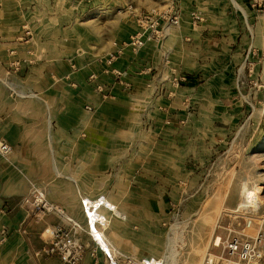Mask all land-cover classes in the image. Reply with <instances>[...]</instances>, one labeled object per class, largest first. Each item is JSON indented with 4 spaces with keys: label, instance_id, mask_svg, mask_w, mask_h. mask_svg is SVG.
I'll list each match as a JSON object with an SVG mask.
<instances>
[{
    "label": "crops",
    "instance_id": "0c3cea01",
    "mask_svg": "<svg viewBox=\"0 0 264 264\" xmlns=\"http://www.w3.org/2000/svg\"><path fill=\"white\" fill-rule=\"evenodd\" d=\"M156 2V14L178 11L180 25L170 29L162 40L148 42L137 53L125 48L111 67L106 60L115 50L114 44H120L107 43L108 33L90 34L93 42L84 45L86 49H78L77 40L61 38L33 41L37 49L32 51L26 50L24 44L14 45L11 58L20 63L22 79L35 85L29 87L25 98L36 99L38 108L30 113L29 105L23 104L19 119L9 108V120L0 123V141L13 148L8 161L0 155V264H62L57 258H44L37 253L48 240L49 231L57 226L68 227L69 223L57 214L37 222L33 210L23 203L33 188L45 190L50 202L86 228L81 200L103 195L113 203L110 195L94 192L109 188L113 161L128 156L131 146L150 147L147 155L151 159L158 154L155 152H161L167 165L161 183L173 188L174 155L194 162L189 165L190 170L184 171L189 174L231 139L238 121L237 114H231L237 105L228 101L234 93L231 69L239 55L235 48L239 20L248 19L246 1ZM192 14L203 21L194 25ZM134 24L132 30L140 31L139 24ZM112 70L122 73V77L117 78ZM222 80H228L226 87ZM101 84L106 85L110 101L100 95ZM222 94L227 98L223 99ZM215 96L219 99L215 100ZM87 106L96 110L89 112ZM157 133L165 138L158 141ZM152 136L154 144L161 143L157 151L146 144ZM133 155L129 154L130 158ZM67 164L68 177L63 172ZM149 169L140 172L144 178H136L129 190H141L137 183L151 185L154 191L159 188L157 173ZM125 187L113 185L116 190ZM124 199L125 195L113 199L118 212ZM131 201L140 202V198L134 193ZM105 213L111 217V225L102 237L113 260L125 264L117 256L128 253L115 243L124 235L115 232L117 226L113 222L127 218L121 220ZM215 234L211 233L208 241L210 251ZM83 238L86 249L78 264H110L88 234ZM140 239L135 235L128 239V243L133 242V255H137Z\"/></svg>",
    "mask_w": 264,
    "mask_h": 264
},
{
    "label": "rangeland",
    "instance_id": "374dc122",
    "mask_svg": "<svg viewBox=\"0 0 264 264\" xmlns=\"http://www.w3.org/2000/svg\"><path fill=\"white\" fill-rule=\"evenodd\" d=\"M245 1L248 19L239 20L235 46L239 55L232 65L230 81L234 93L228 100L237 105L231 114H237L238 121L228 143L189 174L184 171L190 170L188 167L194 162L174 155L173 188L162 184V171L167 165L161 152H155L158 154L151 159L147 155L150 147L133 145L127 150L128 156L122 155L113 161L109 188L94 192L105 193L114 200L125 195L119 212L127 219L113 222L117 226L115 232L124 235L115 243L128 253L117 256L125 264L132 259L140 261L149 257L164 264H204L210 251L208 241L214 232L222 238V243L229 237L251 241L259 238L264 256V13L262 0ZM156 5V0H0V123L9 120V108L13 109L15 119L21 118L23 104L29 105L30 113L38 108L36 99L25 98L29 96V87L35 85L22 79L20 63L11 58L14 45L24 44L28 47L26 50L32 51L37 49L33 41L61 38L77 40V48L86 49L84 45L93 42L90 34L97 31L100 35L109 34L107 43L122 45L137 33L131 26L134 28L139 14L156 12L153 7ZM126 37L129 38L123 42L117 41ZM227 82L222 80L221 84L226 87ZM101 86L100 95L110 101L106 85ZM221 97L227 98L225 94ZM156 135L158 141L165 138L163 134ZM149 139L146 144L154 147V151L161 148V143L154 144L153 136ZM10 156L2 159L8 161ZM150 167L157 173L159 188L154 191L151 185L137 183L141 190H129L136 178H144L140 172ZM63 172L69 176L68 164ZM123 184L125 189L113 188ZM185 187L190 189L185 191ZM250 192L258 196V206L244 208L243 200ZM134 193L140 202L131 201ZM84 235L81 234L83 240ZM132 235L141 238L140 245L136 244L137 255L132 254L133 242L128 243ZM125 237L128 239L124 240ZM210 252L214 254L215 250L211 247Z\"/></svg>",
    "mask_w": 264,
    "mask_h": 264
},
{
    "label": "built area",
    "instance_id": "2783aa9c",
    "mask_svg": "<svg viewBox=\"0 0 264 264\" xmlns=\"http://www.w3.org/2000/svg\"><path fill=\"white\" fill-rule=\"evenodd\" d=\"M179 1V0H176ZM263 13H264V0ZM194 25L200 24L203 19L197 15H191ZM140 31L134 34L128 42L122 45L114 44L115 50L109 53L106 60L108 67L121 56L125 48L131 49L134 53L139 52L148 42L160 41L167 36L170 29L180 25V14L178 11H172L170 14H156L155 12L147 15L139 14L137 18ZM117 78L122 77V73L111 71ZM183 81V80H181ZM99 92H103V88H98ZM86 110L93 111V107L87 106ZM13 153V148L8 143L0 141V155L7 157ZM23 203L33 210L34 218L37 222H41L44 218L51 214H57L66 219L69 223L68 227L57 226L49 231L50 236L45 242L43 248L37 253L38 256L44 258H57L62 264H78L84 255L86 246L81 237L82 233L88 234L92 240L100 247L110 264H119L113 260L112 256L103 247L100 235L107 230L111 224V217L118 216L117 208L109 203L105 196L97 198H83L81 200L82 210L86 219V228L79 222L70 218L65 214L60 206L50 202L47 198L45 190L35 187L29 195L23 199ZM118 213V214H117ZM100 235H99V234ZM261 240H240L237 237L227 238L222 243V238L214 236L212 241V249L215 253L208 252L204 264H263L264 256L260 249ZM128 264H164L155 258L146 260H130Z\"/></svg>",
    "mask_w": 264,
    "mask_h": 264
},
{
    "label": "bare ground",
    "instance_id": "6f19581e",
    "mask_svg": "<svg viewBox=\"0 0 264 264\" xmlns=\"http://www.w3.org/2000/svg\"><path fill=\"white\" fill-rule=\"evenodd\" d=\"M234 5L238 8V9H240L241 10V12H242V14L243 13H245V11L243 10V8L239 5V4H237V3H234ZM245 15V14H244ZM109 201V200H108ZM109 203H110V201H109ZM258 203H259V199H258V196L256 195V193H254V192H250L246 197H245V199L243 200V207L244 208H247V207H257L258 206ZM112 205H114L113 203H111ZM115 207H117L116 205H114ZM242 207V208H243ZM118 214V213H117ZM118 216L119 217H117V216H115L116 218H118V219H121V220H124V219H126V216L123 214V213H121L120 214V212H119V214H118ZM99 234V233H98ZM100 235V234H99ZM100 239H101V241H102V243H103V247L107 250V252H109V254L111 255V251H110V249L107 247V245L105 244V242H104V239H103V237H102V235H100Z\"/></svg>",
    "mask_w": 264,
    "mask_h": 264
}]
</instances>
